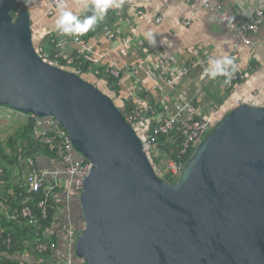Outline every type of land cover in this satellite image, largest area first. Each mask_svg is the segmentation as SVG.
<instances>
[{"label":"water","instance_id":"95a60500","mask_svg":"<svg viewBox=\"0 0 264 264\" xmlns=\"http://www.w3.org/2000/svg\"><path fill=\"white\" fill-rule=\"evenodd\" d=\"M0 0V106L54 116L92 163L75 254L87 264H264V105L214 119L175 182L113 99L38 54L26 6Z\"/></svg>","mask_w":264,"mask_h":264},{"label":"crops","instance_id":"0c3cea01","mask_svg":"<svg viewBox=\"0 0 264 264\" xmlns=\"http://www.w3.org/2000/svg\"><path fill=\"white\" fill-rule=\"evenodd\" d=\"M19 1L30 13L32 34L34 37L37 33L39 44L46 34L54 33L62 42V51L70 57L78 54L77 44L56 27L59 8L49 13L51 0ZM261 1L210 0L211 8H206L193 7L186 0H113L99 21L102 29L86 41L95 60L89 62L85 78L94 84L93 80L101 79L96 76L97 67L106 70L111 64L121 71V97L125 98L135 84L156 101L166 93L183 90L194 98L201 115L212 116L213 120L241 102L264 105V18L257 30L249 34L255 43L245 44L232 28L250 19ZM60 5H66L81 19L93 14V0H61ZM223 11L228 12L226 18L221 15ZM148 33L154 36V44ZM234 54L237 57H232ZM170 56L186 71L181 83L172 89L166 86L161 70L152 68L154 64L164 65V59ZM225 57H230L233 66L243 73L231 89H227L221 75L214 79L208 75L201 77L211 67V59ZM102 80L103 86H107ZM57 164L47 154L36 155L40 169Z\"/></svg>","mask_w":264,"mask_h":264},{"label":"built area","instance_id":"2783aa9c","mask_svg":"<svg viewBox=\"0 0 264 264\" xmlns=\"http://www.w3.org/2000/svg\"><path fill=\"white\" fill-rule=\"evenodd\" d=\"M193 7H210V0H186ZM61 0H51L49 13L53 11ZM228 16L227 11L221 13ZM264 18V0L255 8L248 20L241 21L232 28L240 35L245 44L255 43L249 34L255 32L260 21ZM134 30V29H133ZM77 44L78 56L83 61L92 62L86 41L79 36L68 35ZM55 58L73 61L69 54L62 51V42L58 40ZM38 52V47L36 48ZM232 57H237L236 54ZM165 64H154V70H161L163 80L170 89L177 87L185 75V68L175 57L165 58ZM75 67H66L75 74L85 76L81 69L82 61ZM209 69V68H207ZM230 79L226 87L231 89L235 81L243 78V73L233 66ZM206 70V69H205ZM205 70L201 77L207 76ZM110 76L121 78V71L109 64L105 70ZM106 82V80H104ZM107 83V82H106ZM122 113L125 121L134 129L140 138L143 151L146 153L155 174L166 180L176 181L187 160L193 154L197 145L202 141L213 123L212 116L201 115L194 98L185 95L183 90L174 94L166 93L156 101L151 95L136 84L129 94L123 98L119 89L106 86ZM111 92V94H110ZM149 98L154 104L149 102ZM133 107L129 108V104ZM34 121V134L48 146L53 153L50 156L58 163L50 168L40 169L36 165L35 157L18 155L19 171H24L22 178L14 181L2 178L0 169V212L13 221L26 220L35 227L32 249L39 257H34L29 250H25L18 258L20 264L38 261L42 264H87L83 258L75 254V245L79 234L84 228L82 221L80 195L83 181L92 168V163L85 157H79L75 152L72 140L54 116L38 117L30 115ZM21 151V147H18ZM49 156V155H48ZM39 194L36 205H32L35 195ZM53 211V219L48 226L42 228L40 221L48 218ZM40 229V230H39ZM42 237L40 240L38 237ZM7 247L10 238L3 241ZM42 255H46L43 257Z\"/></svg>","mask_w":264,"mask_h":264},{"label":"trees","instance_id":"16d2710c","mask_svg":"<svg viewBox=\"0 0 264 264\" xmlns=\"http://www.w3.org/2000/svg\"><path fill=\"white\" fill-rule=\"evenodd\" d=\"M22 6V2H20L19 0H14L11 6L12 16L15 17L17 10ZM97 24L95 25L93 30L88 31L87 33H85L84 35H80L79 37L84 41H88L91 37H94L102 29V26H100L102 25V23L98 22ZM66 37L68 38L69 36L66 35ZM58 40L59 38L54 33H48L41 39V42L38 46V54L42 57V59L62 68L75 67L76 65H78L77 62L82 61L81 69L84 73H87L91 64L87 61H83V59L79 57L78 54H73V61L71 62H68L63 58H55L56 51L59 48L57 46ZM97 70L98 72L96 73V76L98 78L106 80L108 87H116V89L119 88V78L110 76L103 68L97 67ZM229 71L234 72L233 64L229 66ZM221 77L226 78L223 75H221ZM148 100L150 103L154 104V101L151 98H149ZM218 102L221 103V101ZM131 107H133V104L130 103L129 108ZM26 116V122L20 129L17 130L14 136H10L6 141L10 152H7L5 147L0 143V169H2L3 171L2 178L4 179H9L10 168L12 165L17 163L19 154H22V157H35V155L40 154H47L49 156L53 155L52 151H49L48 146L34 134V119L30 116V114H27ZM18 147H21V151L18 150ZM167 181L174 182L168 179ZM38 196L39 194H36L34 196V201H31V204L33 206L36 205ZM52 219L53 211H50L48 218L44 221H40L42 228L48 226L51 223ZM34 231L35 227L29 225L26 220L19 222L9 220L2 212H0V264H20L18 256H20V254H22L25 250H29L34 257L41 256L34 252L32 249ZM8 237L10 238V245L7 247L3 244V241ZM38 238L40 240L43 239L41 236ZM42 256L45 257L46 255ZM25 264L42 263H39L38 261H32L31 263Z\"/></svg>","mask_w":264,"mask_h":264},{"label":"clouds","instance_id":"9594fccd","mask_svg":"<svg viewBox=\"0 0 264 264\" xmlns=\"http://www.w3.org/2000/svg\"><path fill=\"white\" fill-rule=\"evenodd\" d=\"M113 0H93V14L81 16L77 13L68 10L66 5H58L59 16L56 20L57 29L65 35L80 36L84 35L90 30H93L95 25L103 20L109 7L112 6ZM150 38L151 43H155V38L151 33L147 34ZM210 68L206 69L205 72L210 78H215L218 75H223L230 79L231 72L229 66L233 64L230 57L223 59H211L209 61ZM227 82V80H226Z\"/></svg>","mask_w":264,"mask_h":264},{"label":"rangeland","instance_id":"374dc122","mask_svg":"<svg viewBox=\"0 0 264 264\" xmlns=\"http://www.w3.org/2000/svg\"><path fill=\"white\" fill-rule=\"evenodd\" d=\"M36 35L37 33L35 32L33 42H34L35 47L37 48L39 46V40ZM93 82L104 93H107L109 95L110 90L106 86H103L102 79H96V80H93ZM111 96L113 97V99H115V96H113L112 94ZM115 100L118 101V98ZM26 115L27 114H23L22 112L20 113L19 111L14 110L10 107L0 106V143L5 147L7 152H10V149L8 148L6 144L7 139L10 136H14L17 130L20 129L22 125L26 122V119H27ZM18 167H19L18 161L17 163L11 166L10 176H9L10 181H14L16 178H22V176L25 174L24 171H19Z\"/></svg>","mask_w":264,"mask_h":264}]
</instances>
